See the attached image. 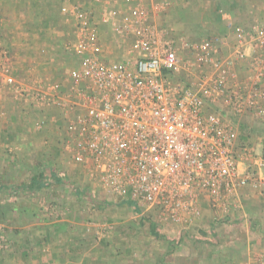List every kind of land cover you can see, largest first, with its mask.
Wrapping results in <instances>:
<instances>
[{
    "label": "built area",
    "instance_id": "1",
    "mask_svg": "<svg viewBox=\"0 0 264 264\" xmlns=\"http://www.w3.org/2000/svg\"><path fill=\"white\" fill-rule=\"evenodd\" d=\"M111 3L98 15L62 7L74 22L65 48L76 59L62 81L27 87L2 54L1 85L19 101L57 110L62 153L140 216L185 230L202 218L203 206L219 221L243 215L242 191L264 195V148L237 150L234 125L215 108L252 114L264 125V27L239 33L232 51L219 57L222 39L171 38L157 27L153 14L165 3ZM109 26L123 47L113 61L101 55V29Z\"/></svg>",
    "mask_w": 264,
    "mask_h": 264
},
{
    "label": "rangeland",
    "instance_id": "2",
    "mask_svg": "<svg viewBox=\"0 0 264 264\" xmlns=\"http://www.w3.org/2000/svg\"><path fill=\"white\" fill-rule=\"evenodd\" d=\"M9 1L0 0V55H7L4 59L5 65L10 68L13 78L19 83L27 84V87H33L40 79L44 81V78H50V75V81L59 79L60 76L63 80L65 72L74 66L73 62L76 63L70 52L64 48L69 42L70 30H66L65 33L61 32L57 24L58 31L55 30L57 35H52V38L49 35L45 37L48 30H45V24L42 23L35 27L32 24L31 27L34 28L31 32L24 31V26L21 24L22 29L10 31L14 23L12 13L18 12L19 9L10 10ZM22 1L19 4L21 7L24 6ZM73 1H77L75 3L82 5L85 9L92 10L95 15H98L105 7L111 6V2L113 4L116 2L119 8L143 6L148 9H153L159 3H165L161 12L153 14V22L160 29L168 32L169 37H185L191 41L212 37H209L207 30L202 28V16L199 14L192 16L191 21L193 22H184V12H181L185 10L182 7L185 6L183 0ZM237 19L239 21V18ZM232 21L234 20H231L232 26H235ZM253 26L259 25H252L249 33ZM239 33L245 34V32H237L236 37ZM101 36L103 50L101 55L107 61L120 59L123 47L112 34L110 26L101 29ZM44 38L45 45L40 46L37 40ZM24 40L29 44L28 47L25 43L23 44ZM34 42L37 43V47L33 45ZM231 42L229 41L228 45ZM34 47L36 50L33 49ZM61 47L65 49L64 52H60L63 53L62 58L59 57L58 52ZM21 50H29V53L23 58ZM229 50L232 51V48ZM28 57L34 62H31L29 66L22 61L29 59ZM2 62L0 58V76L4 70ZM50 65H52L51 68H47ZM239 71L243 73L247 69L243 65ZM55 72L60 75L53 76L56 75ZM178 81L189 83L183 77H179ZM36 105L17 100L12 92L0 83V119H12L11 122L22 125L20 133L24 135L31 132V126L44 129L45 167L62 174V181L56 183L50 180V186L45 188V192H40L36 196L25 195L18 198L19 200L20 198L28 199L32 205V212L37 214V221L27 224V226H33L30 229L36 237L41 234V227L45 225L44 249L38 246L35 239L36 250H14L15 245L10 239L17 238L15 230L18 227L17 222H14L16 218H13L15 208L11 209L8 206L10 203H5L7 205H4V209L0 208V216H2L0 218L2 221L0 222V264H157L160 261L166 263L174 261L177 264H207V250L218 252L213 260L214 264L226 262V258L233 260V262L229 261L231 264H264V231L262 230L264 222L262 226L260 224L261 232H258L256 228L253 234L247 231L246 225H249L250 220L247 223L244 222L245 211H248L244 204L243 215L234 213L231 219L220 222L214 218L218 222L216 224L212 221L213 213L208 210L207 218L202 216V221L193 223L185 230L172 225L160 224L150 214L140 216L134 212V207L106 194L96 184L90 183L75 168L76 166L60 150L57 110L48 111L46 114L47 110L44 107ZM215 111L234 125L237 132L235 144L237 150L240 147H247L259 153L264 148V126L252 114L232 116L222 106L215 108ZM52 118L55 122L51 121ZM45 120L47 125H45ZM39 122L42 123L41 128L37 125ZM57 138H59L58 142H56ZM30 161L33 164L29 165L36 164L32 158ZM249 208L253 213L259 212L254 204L252 208ZM262 220H264V215H262ZM150 224L154 226L158 238L151 234ZM41 240L43 239H38L39 242ZM65 243L67 250H54L55 246H63ZM73 244L76 250H68V246L71 248ZM235 250H250V254L245 257L240 254L237 258L234 254ZM22 251L25 254L22 253V255ZM242 257L246 260L243 261Z\"/></svg>",
    "mask_w": 264,
    "mask_h": 264
},
{
    "label": "crops",
    "instance_id": "3",
    "mask_svg": "<svg viewBox=\"0 0 264 264\" xmlns=\"http://www.w3.org/2000/svg\"><path fill=\"white\" fill-rule=\"evenodd\" d=\"M20 1L21 0L9 1L10 10L19 9L17 10L18 12L12 13L14 14L12 15L14 17V23L12 25L13 28L10 29V31H15L16 29H22L24 26L25 28V29L23 28L24 31L31 32L35 26H38L39 23L40 24L42 23L45 24V30H48L47 34L45 33V37L46 35L47 36L49 35V37L51 36V38L52 35L53 36L57 35L55 33V30H57L56 29L57 24L60 25V26L58 25L57 28L60 27L61 32L64 31L65 33L66 30H71L72 28L71 25L74 23L73 19L70 16L63 15V13L61 12L62 7L70 9L76 5L82 6L80 4L78 5L77 3H75L77 1H73V0H23L22 4H24V6L21 7V5L19 6ZM182 2L185 3V6H182L185 8V10L181 11L184 12L183 20L185 23L193 22L191 21L192 16L194 14H199L200 16H202V21H201L202 28L207 30V34L210 35L209 37L212 36L211 38L222 39L226 42V46H223L220 49V53L218 54L219 57L221 56L224 57L230 53L231 49L229 50V48H233V43L236 40V35L238 31L245 32V34H249L248 31L250 27L254 24L264 27V0H255V1L254 0H183ZM200 9L201 12H199ZM179 14L181 13L179 12ZM237 18H239V21ZM37 19H39V21ZM232 19L234 20V22L233 21L232 22L235 24V26H232L231 23ZM20 24L23 26H20ZM32 24L34 25V27H31ZM239 24L241 25L239 26ZM100 38L102 41L101 35ZM56 39L58 38L56 37ZM25 41L26 40H24L23 44L25 43L28 47L29 44L26 43ZM37 41L39 42L40 46L45 45L44 42L45 38ZM229 41L232 42L228 45ZM36 44L37 43L35 42L33 43V45L35 46ZM36 47H34L33 49L36 50ZM64 50L65 49H63L62 47L59 49L58 52L60 58H62V54H63L60 52H64ZM21 52L24 58L25 55L29 53V50H21ZM28 58L29 59H25L22 61L23 63L29 66L30 63L33 62V60L30 57ZM73 59L76 62V59L75 58ZM73 64L75 63L73 62L72 65ZM243 65L246 69L248 68V64H243ZM243 65H241L240 67H242ZM51 66L52 65L48 66L47 68L49 67L51 68ZM72 67L73 66H71L70 68ZM240 67L238 68V77L242 79L246 75L247 71L243 73L240 72L239 71ZM70 68L67 71L65 69L66 71L65 74H67ZM56 73L57 72H55L54 74ZM59 75L60 74H56L53 76H59ZM22 76L23 75L21 74V78H23ZM62 78L63 77L60 76L59 79H54V81H62ZM49 79H51V75L50 78L47 77L44 78V81ZM42 81H43L42 79L39 80V82ZM45 113L47 114L48 111ZM45 113L43 115L44 118H45ZM11 120L12 119L9 120L0 119V208L4 209V205H7L5 203H10L8 204V206L11 209L15 208L14 210L15 216L13 218L14 219L16 218L14 222L15 221L17 222L18 228L15 230L16 233L15 235L17 236V238L12 237L10 239L11 243H14L15 245L14 250H23V251L36 250L35 247L37 248V246L34 245L35 239L36 242L38 243V246L40 245V248L44 249L43 246L45 244V232H44L45 225L43 224L44 226L41 227L42 232L41 234L38 235L41 236L40 238L43 239L39 242L38 239L40 238H38V236L36 237L33 234V231L30 229L33 226H27V224L37 221V214L32 212L31 210L32 205L29 203L28 199L20 198L19 200L18 198L19 196H25V195L26 196L29 195L30 197L36 196L40 194V192L43 191L45 192V181L41 180V178L39 177L42 174L44 175V179H45V170L49 169V167H45V130L42 128L41 129H36L35 127L32 128L31 126V132H29L27 135H24L20 133L21 132L20 128L22 127V125L17 124L16 122H11ZM58 141L59 138L56 139V142ZM31 158L36 163L33 166L29 165V164H33V162L30 161ZM16 159H18V161ZM56 173L58 174L60 180L62 181V174L60 172H56ZM24 175L26 176L16 178L17 176H24ZM26 177H28L27 178L28 180L26 179ZM49 182L51 183V181ZM60 182H56V183H60ZM33 183H35V185H33ZM49 186L50 185H48V187ZM242 199H243V204L245 205L246 208H248V211L247 210L245 211L246 213L244 216L245 217L244 222L247 223L250 220L249 225H246L247 226L246 230L250 231V233L252 234L254 233V228H256L258 232H261L262 230L264 231L263 228L262 230H260V224L262 226V222H264V220H262V215H264V210H263L264 195L252 192L250 190H244L242 191ZM253 204L255 205L257 210H259V212H254V213L251 212L249 207L252 208ZM203 207H204L203 217L205 216L207 218V212L209 211L207 209V206H203ZM1 217L2 216H0V218ZM200 221H202V218L198 220V223ZM212 221L218 224V222L214 219V217ZM238 222L239 221L237 219V223ZM195 223H197V221ZM54 250H67L66 243L63 246L60 245L55 246ZM68 250H76L75 245L73 244L71 248H69L68 246ZM23 251L21 252V254L24 253ZM219 251L223 252L226 250H219ZM18 252L19 251H17V253ZM217 253L218 252L216 251L214 252L212 250H207V264H214L213 260L215 259ZM234 254H236L237 258L238 255L240 254L241 256L245 257L247 254H250V250H235ZM242 260L245 261L246 258H243ZM225 261L227 263L222 262L216 264H225V263L231 264L229 261L233 262V260L228 258H226ZM157 264H177V263L174 261L169 263L160 261Z\"/></svg>",
    "mask_w": 264,
    "mask_h": 264
},
{
    "label": "trees",
    "instance_id": "4",
    "mask_svg": "<svg viewBox=\"0 0 264 264\" xmlns=\"http://www.w3.org/2000/svg\"><path fill=\"white\" fill-rule=\"evenodd\" d=\"M178 79H179V77H177L175 80H178ZM39 177L41 178V180H44L45 181V188H47L48 185H50L49 184L50 183L49 182L50 180H52L54 182H60L61 181L60 180V177L58 176V174L54 170H52V169L45 170V179H44V175H42V174ZM44 181H42V182H44ZM33 185H35V183H33ZM134 212L136 214L139 213L138 210H135V209H134ZM150 232H151L152 235H154L156 238H158L157 232H156L154 226H152V224H150Z\"/></svg>",
    "mask_w": 264,
    "mask_h": 264
}]
</instances>
